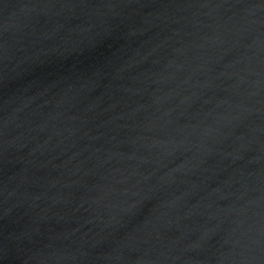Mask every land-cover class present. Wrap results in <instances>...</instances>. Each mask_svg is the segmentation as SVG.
<instances>
[{
	"label": "water",
	"instance_id": "water-1",
	"mask_svg": "<svg viewBox=\"0 0 264 264\" xmlns=\"http://www.w3.org/2000/svg\"><path fill=\"white\" fill-rule=\"evenodd\" d=\"M0 264H264V0H0Z\"/></svg>",
	"mask_w": 264,
	"mask_h": 264
}]
</instances>
